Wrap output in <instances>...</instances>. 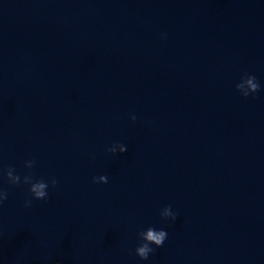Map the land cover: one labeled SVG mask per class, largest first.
<instances>
[{
    "label": "clouds",
    "instance_id": "clouds-1",
    "mask_svg": "<svg viewBox=\"0 0 264 264\" xmlns=\"http://www.w3.org/2000/svg\"><path fill=\"white\" fill-rule=\"evenodd\" d=\"M162 36H166V34L162 33ZM236 90L239 94L247 98L252 94L257 93L260 90V84L257 81V78L254 75H250L245 73L240 81L236 84ZM137 117L135 115L131 116V120L135 121ZM108 152L112 154L124 153L127 151V146L122 143H114L110 148L107 149ZM36 161L34 159L25 161L24 166L29 169V173L23 176V181H21V176L16 173V169L9 166L7 168H0V175L6 181L13 186L19 185L21 182L29 186V192L31 194V198L25 201V206L30 207L32 204V200H47L49 185L55 187L58 183L56 178H50L49 180H45L44 178L37 179L31 172ZM94 183H108L107 175H100L98 177H93ZM8 191L0 188V206L3 205L4 201L8 199ZM160 216L165 221L175 222L178 213L172 211L171 205L165 206L161 212ZM139 238L142 241L135 248V255L138 256L142 260H148L149 255L155 251L156 248L163 247L165 240L168 237V232L164 229L157 230L151 226L146 228L145 230L139 232ZM155 246L153 248L152 246Z\"/></svg>",
    "mask_w": 264,
    "mask_h": 264
}]
</instances>
